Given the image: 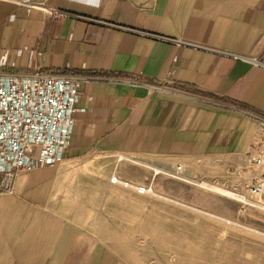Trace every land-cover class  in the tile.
Instances as JSON below:
<instances>
[{
    "label": "crops",
    "instance_id": "0c3cea01",
    "mask_svg": "<svg viewBox=\"0 0 264 264\" xmlns=\"http://www.w3.org/2000/svg\"><path fill=\"white\" fill-rule=\"evenodd\" d=\"M30 1L0 0V72L90 77L61 161L0 185V264H128L105 242L120 236L92 171L75 169L89 153L187 176L264 170L246 113L264 114V0Z\"/></svg>",
    "mask_w": 264,
    "mask_h": 264
},
{
    "label": "rangeland",
    "instance_id": "374dc122",
    "mask_svg": "<svg viewBox=\"0 0 264 264\" xmlns=\"http://www.w3.org/2000/svg\"><path fill=\"white\" fill-rule=\"evenodd\" d=\"M153 164L115 152L75 162L76 170L92 171L96 214L111 216L112 234L120 237L105 242L119 257L128 264H264V170L187 176ZM141 185L150 190L134 188Z\"/></svg>",
    "mask_w": 264,
    "mask_h": 264
},
{
    "label": "built area",
    "instance_id": "2783aa9c",
    "mask_svg": "<svg viewBox=\"0 0 264 264\" xmlns=\"http://www.w3.org/2000/svg\"><path fill=\"white\" fill-rule=\"evenodd\" d=\"M16 2L27 7L34 5L30 0ZM89 77L71 71L0 72V185L3 190H12V182L19 172L54 165L62 159L78 110L79 88ZM246 113L257 120L259 133V142L247 153V159L254 165H262L264 114ZM134 188L140 193L146 190L144 186ZM257 189L253 186L251 191Z\"/></svg>",
    "mask_w": 264,
    "mask_h": 264
},
{
    "label": "bare ground",
    "instance_id": "6f19581e",
    "mask_svg": "<svg viewBox=\"0 0 264 264\" xmlns=\"http://www.w3.org/2000/svg\"><path fill=\"white\" fill-rule=\"evenodd\" d=\"M208 188L209 189H212V190H215L218 193L225 194V195H229V196H232V197H234L236 199H240V200L242 199V200H244L241 196L237 195L236 193H232V192H229V191H225V190L219 189L217 187H210L209 186Z\"/></svg>",
    "mask_w": 264,
    "mask_h": 264
}]
</instances>
